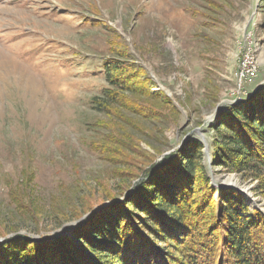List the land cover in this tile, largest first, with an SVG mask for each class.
Returning a JSON list of instances; mask_svg holds the SVG:
<instances>
[{
	"label": "rangeland",
	"instance_id": "obj_1",
	"mask_svg": "<svg viewBox=\"0 0 264 264\" xmlns=\"http://www.w3.org/2000/svg\"><path fill=\"white\" fill-rule=\"evenodd\" d=\"M110 59L145 81L102 112ZM261 86L264 0H0V239L70 235L189 140L208 150L217 115ZM211 176L264 211L256 182Z\"/></svg>",
	"mask_w": 264,
	"mask_h": 264
},
{
	"label": "trees",
	"instance_id": "obj_2",
	"mask_svg": "<svg viewBox=\"0 0 264 264\" xmlns=\"http://www.w3.org/2000/svg\"><path fill=\"white\" fill-rule=\"evenodd\" d=\"M102 72L108 88L93 102L102 112L134 79L145 81L138 67L117 59L104 60ZM209 128V160L203 142L191 139L176 159L147 168L122 194L126 200L90 213L70 235L40 242L1 236L0 264H264V211L211 176L215 167L237 173L256 182L264 199V86L227 106Z\"/></svg>",
	"mask_w": 264,
	"mask_h": 264
},
{
	"label": "built area",
	"instance_id": "obj_3",
	"mask_svg": "<svg viewBox=\"0 0 264 264\" xmlns=\"http://www.w3.org/2000/svg\"><path fill=\"white\" fill-rule=\"evenodd\" d=\"M239 68L238 72H241V80H238L241 83L252 82L258 74L256 66H252V60H247L246 64Z\"/></svg>",
	"mask_w": 264,
	"mask_h": 264
},
{
	"label": "water",
	"instance_id": "obj_4",
	"mask_svg": "<svg viewBox=\"0 0 264 264\" xmlns=\"http://www.w3.org/2000/svg\"><path fill=\"white\" fill-rule=\"evenodd\" d=\"M205 154H206V158H207V160H209V155H208V150H207V147L205 146ZM234 189L235 190H237V191H239L238 189H236L235 187H234ZM240 192V191H239ZM252 202V201H251ZM255 208H258V207H255ZM60 237V236H59ZM4 239H0V242H2Z\"/></svg>",
	"mask_w": 264,
	"mask_h": 264
},
{
	"label": "bare ground",
	"instance_id": "obj_5",
	"mask_svg": "<svg viewBox=\"0 0 264 264\" xmlns=\"http://www.w3.org/2000/svg\"><path fill=\"white\" fill-rule=\"evenodd\" d=\"M253 62H254V61H252V66H255V65L253 64ZM236 78H237L238 80H241V72H238V74H236Z\"/></svg>",
	"mask_w": 264,
	"mask_h": 264
}]
</instances>
